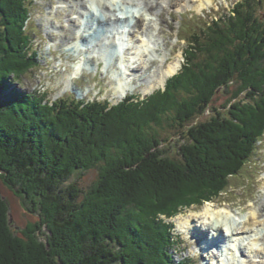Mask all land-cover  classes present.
<instances>
[{"label": "trees", "instance_id": "trees-1", "mask_svg": "<svg viewBox=\"0 0 264 264\" xmlns=\"http://www.w3.org/2000/svg\"><path fill=\"white\" fill-rule=\"evenodd\" d=\"M255 7L243 2L223 23H207L208 42L195 34L181 76L140 109L121 105L104 112L65 103L51 108L18 92L0 99V176L39 204L57 263L174 264L175 243L165 220L227 193L230 179L252 162L264 136V24L254 19ZM28 13L27 0H0V63L16 61L15 80L22 68L36 64L23 31ZM199 55L203 63L193 60ZM7 73L0 68V97L12 89ZM222 87L230 96L225 116L215 108L216 114L191 127ZM181 88L192 89L183 101L176 94ZM167 117L164 126L180 130L186 124L182 138L188 144L179 161L158 149L161 142L152 131ZM111 131L106 142L92 141ZM83 138L90 150L78 148ZM91 169L99 171V180L87 191L69 183L74 172ZM191 188L193 196H184ZM1 198L0 264H39L41 248L4 232Z\"/></svg>", "mask_w": 264, "mask_h": 264}, {"label": "rangeland", "instance_id": "rangeland-1", "mask_svg": "<svg viewBox=\"0 0 264 264\" xmlns=\"http://www.w3.org/2000/svg\"><path fill=\"white\" fill-rule=\"evenodd\" d=\"M84 1V0H83ZM92 1V0H90ZM106 4L109 6H112V9H116L118 13L120 14V10H130L131 7L134 6V3H132L133 0H115L114 2H109L108 0H105ZM175 3H177L175 6H171L170 8L167 7H159L154 14L157 15L158 19V28L153 26V28L157 31L155 34H157V39L160 40L162 43L160 45V50L164 49L166 53L170 54V57L172 58V62H179L180 69L183 66L184 62L186 64V58L185 55L183 56L184 52L188 49V40H193V34L199 33L203 36V39H200L202 44H206L208 42V38L212 35L207 37L209 31H207V23L208 21H211L212 18L214 19L219 18L223 15H226V13L229 12L230 9H232L236 3L242 2L244 0H211L212 2L209 3L207 0H173ZM68 2V3H67ZM73 0H27L28 8H29V16L31 21L29 20L27 23H25V27H27V33H28V45L26 49L31 45V49L29 52L32 54L36 52V64L33 65L31 68L27 67L22 68V71L24 74H15V77L20 81L15 82L14 79V71H17L19 69H14V65H12L13 62H16L15 60H11L9 62H4L3 64L0 63V68L4 67V69H7L9 75L8 79L6 80V84L10 85L12 88L10 90V94L12 92L16 93L17 91L19 93H27V94H35L36 97L41 98L40 94H42L45 97V101H40L41 104H47L52 102H59L58 100H73L71 102L77 103L75 100L76 96L74 94H63V92H60V89H63V84L66 85L64 91H68L69 88L72 86L73 82L67 81V79L73 78V63L71 61L72 59V51L66 52L69 49H74L72 47V44L70 43V39L73 38V34H71L72 29L78 27L79 23H82L84 21V18H80L81 21H76V24L72 23L71 25V31L67 28V14L70 13L71 9L69 6H72L71 3ZM76 2V1H75ZM79 3H81V0H78ZM126 2V3H125ZM64 3V4H61ZM86 2V9L89 5ZM99 3V2H98ZM117 3V4H116ZM125 3L126 7H124ZM69 4V5H68ZM148 4V3H147ZM146 4V6H147ZM256 5L255 9L253 11L254 19H257L258 21L262 22L264 24V0H258L257 2H254ZM101 6H103L100 3ZM202 5V7H201ZM59 6H63L65 8V11L61 8L56 14H54V17L50 18V22H47V16L49 15V8H55L57 9ZM106 7V6H105ZM106 9V8H105ZM89 10V9H88ZM147 10V8L145 9ZM133 12V10H131ZM162 11H166V13L163 16ZM94 12V11H93ZM125 12V11H124ZM84 13V12H83ZM241 16L247 19V14H243L241 11ZM89 14V13H88ZM95 15H99L94 12ZM76 16V14H75ZM72 15V17H75ZM249 17V15H248ZM260 19V20H259ZM92 20V19H91ZM45 21V22H44ZM142 25L144 26V29L146 30L148 27V23L142 19ZM44 22V23H43ZM148 22V21H147ZM52 23V25H50ZM48 28H45L46 25ZM86 24V22H85ZM74 25V26H73ZM44 26V27H43ZM93 26L89 24V27L91 28ZM89 28V29H90ZM222 29H226L227 26L222 24ZM56 29V30H55ZM49 32V34L47 33ZM163 31V32H162ZM154 32V31H153ZM153 32L150 30L149 33ZM216 33H218V29L216 30ZM52 34V35H51ZM149 34L148 36H152ZM177 37L180 39H184L185 41H178ZM147 38V37H146ZM66 40V42H65ZM59 41H62V43L59 45ZM194 42V41H191ZM209 46H206L208 48ZM129 47H127L124 51V55L126 53V50ZM54 49H58L57 53H54ZM188 53V52H187ZM116 52H110L109 53V61L113 63V66L115 67L116 62L118 58L115 56ZM146 55H148L146 53ZM143 57L146 58L145 54ZM193 60L196 63H203L205 61V57L203 55H199L198 57L195 56ZM95 61V59H93ZM93 61H90V64L94 63ZM209 61V60H208ZM141 64L139 68H137L136 73L138 76H141V73L143 72V67L146 66L147 61L140 60ZM146 63V64H145ZM157 65L156 62H153L150 67L146 68L143 72V76L141 79H146L149 75L152 77L154 75V70L156 69ZM100 66V64H99ZM154 67V68H153ZM187 67V66H186ZM189 68V67H188ZM138 69L141 70V72H138ZM151 70V73L146 75L148 70ZM177 71V73H179ZM72 73V74H71ZM90 73V72H88ZM183 73V72H182ZM181 73V74H182ZM105 73H102V69L100 73L97 75L96 81L100 82V85L95 84V80L93 78L95 77V74L86 75L84 78H82L81 81L75 80L74 87H71L70 90L75 93L77 96L81 95V92L79 89L83 90L85 86H96L94 88L93 92L99 91L101 89H105L104 95L99 98L97 101H105L107 99H110L112 103L109 105H116L119 104V101H114V95L115 90L113 89V86L111 84L113 83L111 80L107 82L101 83V76ZM113 75V72L108 76L109 78ZM130 76H134L133 73L130 74ZM75 77V76H74ZM132 79V77H129ZM184 77L181 78V80ZM111 79V78H110ZM130 80V79H129ZM179 80V82L181 81ZM146 81V80H145ZM142 82V83H145ZM148 81V79H147ZM105 83H108L109 88L104 87ZM142 83L140 85V89H144L146 87L142 86ZM153 81H150V84H152ZM182 85L185 83L182 82ZM130 86H133V83H129ZM136 85V84H135ZM164 84L163 86H165ZM163 86H160L158 89H162ZM15 87V88H14ZM231 88H234L233 84H230ZM78 89V90H77ZM158 91V90H157ZM141 92V91H140ZM164 93V91H161L160 93ZM188 92H192L191 88L188 89H180L179 92H177V95H180L179 98L184 97L181 99V101L186 100V98L189 97ZM139 93V92H138ZM146 93V92H144ZM157 94L153 97H148L139 94H133L135 97V100L138 98L139 100L144 99L146 97L145 101L157 98ZM9 90H6V92L2 93V96L0 99L2 101H8L10 99ZM83 94H89V91L87 93L83 92ZM142 96V97H141ZM243 93L241 94V97H243ZM63 97V99H61ZM148 97V98H147ZM245 98L246 95H245ZM94 100V96L91 97L90 100L85 99L82 100V103L91 102ZM230 100V96L227 95L225 88L219 89L216 96L214 97L213 101L210 103V114L204 116L202 118L203 113L197 116V118L194 120V122H191V127H197L200 123L197 121L201 120L203 123L205 121V118L209 116H213L216 114L214 112V109H217V112H220L222 117L225 116L228 107H230V103L227 105L228 101ZM236 100V99H235ZM240 100V99H239ZM78 101V100H77ZM142 101V100H141ZM234 100H232L233 102ZM132 104V103H131ZM59 105V104H58ZM142 105H147L143 103ZM141 105V106H142ZM133 106H137L138 108L141 107L138 104H135ZM132 106V107H133ZM50 107V106H49ZM58 106H51V108H55ZM71 108H73V105H71ZM207 109V108H206ZM109 110V109H107ZM105 110L104 112H106ZM208 110L205 111V113ZM170 118H166L163 121V124L159 126L158 128H154L152 131L156 130V133L158 135L157 138L161 142V144L158 146V149L163 153L168 159H176L179 161L181 159V156L183 154V146L188 144V138H182V134L185 132L186 127H184L180 130L174 129L171 126L165 125V122H169ZM190 127V128H191ZM112 132H106L105 135H101V139L99 140V137H94L92 141H97L103 143V141H107L110 139V136L112 135ZM84 142H81V140L77 143L78 148L85 150H90L91 148L88 147V139L83 138ZM165 158V157H164ZM253 166L249 168V171H246L245 169L242 171L243 173H239L237 175V178L230 179V184L233 186L229 194H223L220 198L215 199L214 203H206L203 202L201 205H192L189 207L184 208L182 210V213L178 214V216L172 221L169 222V220H165L167 223H171L173 230H172V239L176 240L178 242V246L174 247V250H170V254L173 259L174 264H180L182 262V259L185 260H192L191 264H201V261L197 259L199 258V252L200 248L203 250L206 249L205 245H200L198 247L197 244H193V240L190 239L193 237L192 232L190 233H184L180 231L179 223L177 222V219L179 221L180 216L186 217L183 220V222H186L189 219L196 220L193 225H196L197 227L200 226L201 229H208L211 225V221L209 222L207 220L208 215L204 213V208L209 204L215 205V210H225L230 215H234L240 218L239 220H243L245 217L247 218V215L252 212V210H260V213L258 214L262 216V213L264 212V209L262 206H264V144L261 145V151L260 154H257L255 158L253 159ZM98 174L99 171L97 169H91L86 171H76L74 172V175L70 179L69 183H76L79 188H81L84 191H87L92 187L94 184H97L98 182ZM4 181H6V178L0 176V195L2 196L1 200L6 205V211L4 212L3 222H4V232L6 235L15 237L16 239H20L24 242L25 245H30V241H32V246H37L36 248H41L43 252H40V260H37L40 262L39 264H60L57 263L58 261L54 259V256L50 255L51 252V246L50 241L48 237L50 238L51 235L47 229V226L44 223V220L41 218L42 210L39 208V204L32 203L29 201L25 195L20 192L19 185H14L13 188H11L9 185H7ZM11 189H10V188ZM195 188V187H194ZM191 188L190 191H187L184 196H188V198L192 197L196 189ZM232 207V208H231ZM232 209L233 212L232 213ZM7 210L9 214L7 215ZM238 215V216H237ZM43 216V214H42ZM254 218V217H253ZM255 219V218H254ZM251 219V224L249 222V225L247 224V227H243L242 225L245 224L243 221L240 222L239 220L236 221L237 224L234 225L235 228H238L240 232H245V235L243 238H246L251 243L248 244L246 247L245 243H242V248L246 250V254L250 255L249 258L246 260L247 262L253 261L254 263H258L256 261V258L261 259V264H264V258H261L260 256L253 253L254 246L258 245L256 235H259L260 229L257 230V220ZM10 220V222H9ZM259 220V219H258ZM171 221V220H170ZM192 221V220H191ZM190 221V222H191ZM122 222L120 221V226H122ZM198 222H200L198 224ZM203 224H202V223ZM206 222H208L206 224ZM224 223H227L226 221H222ZM228 226H230L231 223H227ZM230 224V225H229ZM256 224V225H255ZM207 225V226H206ZM255 225V226H254ZM249 226V227H248ZM203 227V228H202ZM242 227V228H241ZM251 227V228H250ZM124 226L122 227V229ZM224 228V227H223ZM244 228V229H243ZM225 229V228H224ZM243 241H245L243 239ZM242 241V242H243ZM1 244V241H0ZM41 246V247H40ZM1 247V246H0ZM210 245L207 247V250H209ZM27 248V247H24ZM251 248H254L253 251H251ZM41 250H38L41 251ZM197 250V251H196ZM264 250V249H263ZM263 250H258L261 252H264ZM205 253V251L203 252ZM206 254L204 256L206 257ZM210 260H213L212 258ZM208 260H206L207 262ZM199 262V263H198ZM222 263V262H221ZM202 264H205V262H202Z\"/></svg>", "mask_w": 264, "mask_h": 264}, {"label": "bare ground", "instance_id": "bare-ground-1", "mask_svg": "<svg viewBox=\"0 0 264 264\" xmlns=\"http://www.w3.org/2000/svg\"><path fill=\"white\" fill-rule=\"evenodd\" d=\"M96 1H97V3L99 2L98 5H99L101 11H106L110 16H107L105 14H103V15L92 14L91 12H88V9H86V3L83 0H81V3H79L78 0H73V2L69 3V4H71V5L73 4V5L69 6L71 11L69 14H67V19L69 20V23L74 24V23H76L77 20L80 21V18L85 16L84 14H86V16L90 15L91 19L93 20V22L95 24H97L98 26H104V27H106L112 21L113 22H127L128 20L132 21L133 27L129 31V34L127 36V40L130 41L132 39L133 40L135 39V42L133 41V43H135V44H134V46H129V48L126 50V53L124 56L127 59H130L131 51L134 48L135 49L137 48L139 51V54L141 55L142 53H141V50L139 48L140 43H141V45L143 47V51H144L143 55L145 54L146 59H147V64L145 63L146 66H144L143 67L144 69H142L143 72L146 68L150 67V65L153 62H156L158 64V66L156 67V69L153 72L154 75L152 77H150L151 75H149L148 77H146V79H143V80L141 79V77L143 76V72L141 73V76H138L136 73V70H137V68H139V66H135L134 63H133L134 65H128V67H127L128 68V74H127L126 81L120 85L118 91H115L114 101H116V102L120 101L121 99L128 96L129 93H131L133 91L136 92V90L138 88H140L141 83L144 82L145 80L146 81H145V83H142V86L146 85V87L141 90L143 96H147V95L151 94L153 91L157 90L160 86H163L164 84H166L168 79L171 78V76H173L174 74H176L177 71H179L180 64H179V62H168V59H169L168 54L165 52L164 49H161V50L156 49L153 51V53H150V51H149L150 50V43H149L147 38H148L149 34L152 35V33H149V31L151 30L153 32L155 30L153 28V26H155V27L158 26V22H157L158 19H157V21H153V19H151L150 22H148L147 29L145 30L144 26L142 25V22H143L142 19L144 21L146 19L142 13L135 12V11L132 12L131 10H129V11L128 10H120L119 16L120 15L123 16L122 17L123 19H121V18H119V16L116 15V13H118V11L116 9H112L111 8L112 6H109L108 4H106L105 0H96ZM144 1H145V7L147 8V10H145V12L150 13L151 16H155L156 18H157V15H155L154 12L159 7L164 6V7L170 8L171 6H175L177 4L173 0H144ZM207 2L211 3L212 1L207 0ZM100 3L103 6H101ZM61 4H64V3H61ZM146 4H147V6H146ZM201 7H202V5H201ZM61 8L65 11V8L63 6H59V10ZM52 9L53 8H51V10ZM79 9L84 10L85 13L81 12ZM48 14L49 15L47 16V22H50V18L54 17V12L50 11ZM75 14L77 15L76 21L74 20V18H72V15H75ZM86 24H87V29L84 30L82 36L80 37L81 42H84V43L86 41H88L90 36H91V34L89 33L90 32L89 23L87 21H86ZM151 24L153 26H151ZM79 27L80 26H78L77 29ZM157 31H159V29ZM123 37H125V36H123ZM76 38L79 39L77 37V35H76ZM132 47H133V49H130ZM93 53L95 54L96 51H92L88 47H84L83 50H81V49L79 50L80 56H83L84 54L90 55L86 60L87 64H90V61H93V59H95L94 56H91ZM146 53L148 55H146ZM155 58H157V60H155ZM99 60H101V59H99ZM139 71L141 72L140 69H138V72ZM131 73H133L134 76H130ZM87 74H90V73L87 72ZM129 77H132V79ZM147 79H148V81H147ZM151 80L153 81L152 84H150ZM129 83H133V86H130ZM144 92H146V93H144ZM82 96H84V94H82ZM262 207L264 209V206H262ZM214 208H215L214 204H209L204 208V213H206L208 215L207 220L209 222L210 221L212 222L208 229H204L203 227H202L203 229H201L200 226L197 227L196 225H193V223L196 221L194 219H189L186 222L180 221V220H183L184 218H186V217L180 216V217H178L179 221L177 219V222L179 223V226H180V231L183 232V234L185 232L190 233V231H191L193 237L190 239L193 240V244H198L199 246L203 244L206 246V249L203 250V252L205 251V253H207L206 257H207L208 261L211 258L214 261L216 259L217 254H218V253H213V250H211V249L207 250L208 245L216 247V248H218L217 245H219V246H221V249H220L221 251L223 250V248L226 249V252L223 251L222 255L223 256L227 255L230 258V260H229L230 262L240 261L241 264H257V263H254L253 261H250V262L246 261L250 255L246 254V250L242 248V243H245V246L248 247L249 246L248 242H250V241L247 240L246 238H243V236L245 235V232H240L238 228L234 227V225L237 224V222H235L236 218H237V220H239L240 218H238L236 216L234 218L235 214L230 215L225 210L224 211L223 210L216 211ZM256 211L257 210H252V212H250L247 215V218L245 217L243 220H241V221L239 220V221L240 222L243 221L244 223L246 222L245 224L242 225L245 228V227H247L246 226L247 224L248 225H249V223L251 224V219L255 218L254 220H257V225L255 224L256 225L255 229H257V230L260 229L259 234L261 236L256 235L257 239H259L257 241L258 245L254 246V248L256 250H254V248H251V251L254 250L253 251L254 254L260 256L261 258H264V252L258 251V250L264 249V212L262 213V216L259 215V217H258L260 210L258 209V212H256ZM232 213H234L233 209H232ZM222 221H226L227 223L232 222L233 224H231V225L229 224L230 226H228L227 223H224ZM247 222H249V223H247ZM199 223L200 222H198V224ZM207 223L208 222H206V224ZM252 227H253V225H252ZM210 231H212L213 233ZM243 239L245 241H243ZM201 250H202V248H201ZM198 256L201 260L200 254ZM202 258L204 259L203 256H202ZM258 259L259 258H256L257 262H258ZM259 260H261V259H259Z\"/></svg>", "mask_w": 264, "mask_h": 264}]
</instances>
